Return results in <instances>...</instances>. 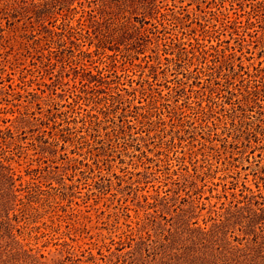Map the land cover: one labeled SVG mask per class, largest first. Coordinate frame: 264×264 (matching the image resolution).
Listing matches in <instances>:
<instances>
[{"label":"rangeland","instance_id":"374dc122","mask_svg":"<svg viewBox=\"0 0 264 264\" xmlns=\"http://www.w3.org/2000/svg\"><path fill=\"white\" fill-rule=\"evenodd\" d=\"M0 160V264H264V0H0Z\"/></svg>","mask_w":264,"mask_h":264},{"label":"trees","instance_id":"16d2710c","mask_svg":"<svg viewBox=\"0 0 264 264\" xmlns=\"http://www.w3.org/2000/svg\"><path fill=\"white\" fill-rule=\"evenodd\" d=\"M33 4H35V3H33ZM45 4H46V1H44L43 2V5L45 6ZM35 14L37 15V17H38V19L39 20H47V19H50V18H52V12H48V11H41V10H35ZM164 19H166V15H163V18L161 19V20H158V22L157 23H159L162 27L164 26ZM69 30H68V33H69V35H68V37H74V35H75V29H74V27H72V26H70L69 25V28H68ZM178 41V40H177ZM175 45H180V44H178L177 42L176 43H174ZM98 47V46H97ZM100 71H98V73H99ZM237 74V73H236ZM81 83L82 84H85L84 82H82L81 81ZM87 84V83H86ZM245 94H242L243 95V100L244 101H251V98H250V96H255L256 95V93L258 92V88H257V85L256 84H253V86H248V85H246V88H245ZM112 98H113V96H112ZM111 106V105H110ZM106 108L108 107V105L106 104V106H105ZM206 115H207V113H206ZM0 164H2V161L0 160ZM247 198V197H246ZM245 198V199H246Z\"/></svg>","mask_w":264,"mask_h":264}]
</instances>
